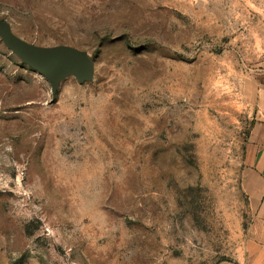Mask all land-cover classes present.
<instances>
[{
	"label": "rangeland",
	"instance_id": "374dc122",
	"mask_svg": "<svg viewBox=\"0 0 264 264\" xmlns=\"http://www.w3.org/2000/svg\"><path fill=\"white\" fill-rule=\"evenodd\" d=\"M51 83L0 39V264H236L264 91V0H0Z\"/></svg>",
	"mask_w": 264,
	"mask_h": 264
},
{
	"label": "water",
	"instance_id": "95a60500",
	"mask_svg": "<svg viewBox=\"0 0 264 264\" xmlns=\"http://www.w3.org/2000/svg\"><path fill=\"white\" fill-rule=\"evenodd\" d=\"M0 39L21 61L51 83L56 96L60 83L74 76L80 84L93 80L95 63L87 52L71 48H39L18 38L6 21H0Z\"/></svg>",
	"mask_w": 264,
	"mask_h": 264
},
{
	"label": "crops",
	"instance_id": "0c3cea01",
	"mask_svg": "<svg viewBox=\"0 0 264 264\" xmlns=\"http://www.w3.org/2000/svg\"><path fill=\"white\" fill-rule=\"evenodd\" d=\"M258 98L259 110L248 139L247 162L252 170L244 183L253 219L236 264H264V91Z\"/></svg>",
	"mask_w": 264,
	"mask_h": 264
}]
</instances>
